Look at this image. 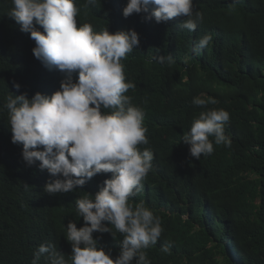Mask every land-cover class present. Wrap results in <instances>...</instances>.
Instances as JSON below:
<instances>
[{
	"label": "trees",
	"instance_id": "obj_1",
	"mask_svg": "<svg viewBox=\"0 0 264 264\" xmlns=\"http://www.w3.org/2000/svg\"><path fill=\"white\" fill-rule=\"evenodd\" d=\"M75 3L78 26L89 23L94 31L107 28L110 33L134 30L139 36V45L121 62L126 80L135 84L126 95L144 109L149 144L164 157L129 199L161 219L160 239L145 250L151 264H237L233 247L239 264H264V0H193L194 9L204 15L195 31L179 27L183 17L166 23L147 19L152 5L149 13L125 18L128 0H98L87 8L85 0ZM11 8V0H0V108L10 93H27L29 99L37 92L51 96L64 79L35 58V41L8 16ZM205 34L212 35V42L193 53L194 42ZM168 55L174 63L159 60ZM77 79L74 73L73 81ZM13 81L21 85L19 91ZM196 96L214 98L217 103L208 108L229 112L225 134L232 141L231 148L214 145V152L199 160L181 141L194 117L205 110L192 104ZM11 137L3 109L0 264H31L41 244L54 245L67 259L72 251L65 238L68 220L73 216L84 226L75 201L94 196L112 174H97L75 191L49 194L45 185L57 177L41 170L39 161L28 166L22 144H13ZM97 237L115 259L122 235L94 232ZM165 245L168 253L161 251ZM39 264H46L45 257Z\"/></svg>",
	"mask_w": 264,
	"mask_h": 264
},
{
	"label": "clouds",
	"instance_id": "obj_2",
	"mask_svg": "<svg viewBox=\"0 0 264 264\" xmlns=\"http://www.w3.org/2000/svg\"><path fill=\"white\" fill-rule=\"evenodd\" d=\"M11 3L7 14L22 32L30 33L36 45L32 49L35 58L64 75L60 90L51 96L37 92L29 99L27 93H10L5 98L0 111L7 109L11 142L22 144V158L28 166L39 161L41 170L57 177L45 185L49 194L75 191L97 174H112L94 196L88 194L75 201L84 226L73 216L68 220L65 238L72 249L68 258L54 245L41 244L31 264H39L41 257L46 264H151L145 250L160 239L164 231L161 219L142 202L133 206L129 199L142 189L147 174L164 163V157L149 144L144 109L126 95L135 84L126 80L121 61L139 45L138 33H110L107 28L97 32L89 23L78 26L80 8L75 0ZM97 3L85 0L84 7ZM149 5L153 7L146 18H154L157 23L183 17L179 27L195 31L204 21L203 13L194 9L193 0H128L123 15L127 18L133 13H149ZM212 39L211 34L203 35L194 42L193 53L199 54ZM159 60L174 63L171 55ZM74 73H78L75 82ZM13 87L19 91L21 85L13 81ZM216 103L211 97L196 96L192 100L194 106L205 110L194 117L181 141L197 160L211 155L214 145L231 148L232 141L225 134L230 114L222 108L207 107ZM94 232L111 233L114 238L116 233L122 235L115 259L111 250L106 252L98 245L100 237L94 239ZM169 250L167 245L161 248L164 253ZM237 251L235 247L230 249L239 264Z\"/></svg>",
	"mask_w": 264,
	"mask_h": 264
}]
</instances>
